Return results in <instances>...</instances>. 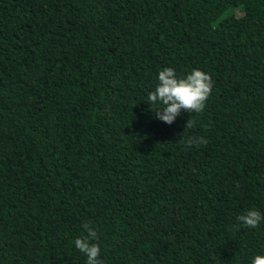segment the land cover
I'll return each mask as SVG.
<instances>
[{"label":"trees","instance_id":"1","mask_svg":"<svg viewBox=\"0 0 264 264\" xmlns=\"http://www.w3.org/2000/svg\"><path fill=\"white\" fill-rule=\"evenodd\" d=\"M167 67L211 74L202 113L156 117ZM250 209L264 0H0V264H87L85 223L103 264H252Z\"/></svg>","mask_w":264,"mask_h":264},{"label":"clouds","instance_id":"2","mask_svg":"<svg viewBox=\"0 0 264 264\" xmlns=\"http://www.w3.org/2000/svg\"><path fill=\"white\" fill-rule=\"evenodd\" d=\"M158 81V85L149 94L147 100L151 102L152 107L162 105V107H153V109L156 117L167 124H172L182 111L190 114L202 113L212 93L214 83L211 74L203 70L193 69L186 77H178L172 67L160 71ZM196 123L190 118L186 128L194 127ZM187 143L189 146L206 145L207 140L204 137H190ZM262 220H264V214L256 209H250L237 217V221L248 228H256ZM83 229L86 232L75 239V248L85 254L87 264H103L100 259L101 247L97 230L88 223L83 225ZM252 264H264V255L255 256Z\"/></svg>","mask_w":264,"mask_h":264}]
</instances>
